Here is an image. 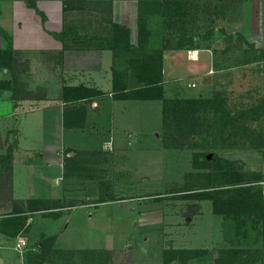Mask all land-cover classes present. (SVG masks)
<instances>
[{
  "label": "crops",
  "instance_id": "0c3cea01",
  "mask_svg": "<svg viewBox=\"0 0 264 264\" xmlns=\"http://www.w3.org/2000/svg\"><path fill=\"white\" fill-rule=\"evenodd\" d=\"M144 1L146 12H150L144 16L148 30L147 47L163 51V95L172 98L168 97L174 87L170 83L186 78L202 79L210 73L215 57L213 45L176 48L169 44V39L163 40L164 19L172 15L166 4L175 0H0V52H10L6 64L0 61V156L9 145H13L10 199H0V210L4 212L0 214V222L8 219L12 224L10 229L0 231V264H30L29 253L34 250L29 251V247L22 250L34 238L41 236L43 241L50 238L52 248L60 251L88 252L111 248L89 246L88 241L93 244L94 240L92 236L89 239L90 234L85 229L96 213L88 208L91 203L77 200H94L100 205L107 201L99 199L102 189L95 188L92 176H79L77 171L81 168L78 165L86 160L80 164L77 161L75 165L70 161L78 155L76 151H83L89 157H96L89 164L90 170L109 172L111 159L108 151L112 150L113 157H116V150L124 147L121 135L129 138L128 130H135L131 126L137 119L140 103L160 100L116 98L112 90L113 70L116 69L113 51L108 43H101V39L80 35H93L96 30H104L110 38L111 21L126 27L130 43L137 45L140 3ZM258 9L263 12V1L258 2ZM73 13H78L79 17H97L99 23H85V26L79 23L83 27L73 28L72 36L67 38L71 33L65 28L66 21L73 18ZM261 19L262 13L260 15L259 12V32L264 31ZM152 21L158 22L155 32L151 27ZM244 22H237L236 28L232 27L248 42L250 31L246 33ZM155 33L159 34L158 43L152 46ZM166 44L168 46L164 47ZM27 65L35 71H28ZM47 67L54 77L50 81L53 86L39 95L30 92L48 83L47 72L43 70ZM23 85L29 94H25ZM65 86H84L92 93L81 99L64 101L62 90ZM178 91L181 92L179 89L174 92ZM62 202H75L76 207L66 214L60 213L58 208L63 206L57 205ZM194 203L192 205L199 210L202 202L195 200ZM76 208L85 210L86 220L77 218ZM202 212L203 209L192 213L193 217L183 212L179 213L180 216L170 212L165 218L170 232L167 230L159 242L158 251L148 261L151 259L156 260V264H164L165 250H195L198 254L184 262L169 256L166 264H264L263 242L259 247L253 244L247 247L223 246L221 220L210 212L211 218L204 219L202 223L199 218ZM148 218L140 221L146 222ZM157 218L162 219V216ZM13 222L15 228L12 227ZM205 226L207 235L201 230ZM20 236L26 240L21 249L16 246ZM11 239L15 240L13 247L18 254L9 258L4 250ZM229 241L234 240L230 238Z\"/></svg>",
  "mask_w": 264,
  "mask_h": 264
},
{
  "label": "rangeland",
  "instance_id": "374dc122",
  "mask_svg": "<svg viewBox=\"0 0 264 264\" xmlns=\"http://www.w3.org/2000/svg\"><path fill=\"white\" fill-rule=\"evenodd\" d=\"M175 1L185 4L172 5L169 9L172 15L170 17L168 13L170 18L164 19L163 40L169 39L172 47L181 44L188 49L206 45L215 46L214 62L208 75L200 80L186 78L170 83V86L174 87L170 89L172 92L168 97L207 99L217 94L213 107H197L198 111L195 115L198 116V133L191 139L195 145L189 144L178 148L169 146V131L162 123V101L141 102L137 119L131 126L135 130L131 128L128 130L129 138L120 134L122 137L120 141L124 142V147L116 150V157H113L112 150L108 151L111 159L109 172H100V170L93 172L89 164L96 157L92 158L83 151H76L79 164L86 160L78 165V168H81L77 171L79 176H92L95 188L102 189L101 196L99 194L101 198H98L107 201L100 205L101 203H96L94 200H77L81 203H91L88 208L96 213L85 229L90 234L89 239L92 236L94 240L93 244L91 240L88 241L89 246L103 245L111 248L88 252L60 251L52 248L50 238L43 241L41 236L34 238V241L28 243L22 250L27 247L29 251L34 250L29 253L30 264H156V260L148 261V259L158 251L159 242L168 230L165 218L170 212L192 215L203 209L199 216L202 223L204 219L211 218L210 212L214 213V216L221 220L223 246L247 247L253 244L259 247V244L264 242L259 216L228 211L227 205H220L221 212L216 213L211 200L195 199L184 187L186 183L191 186L194 182L196 185L191 188L204 187L207 188L206 190L215 189L218 192L224 190L227 193L235 186L223 183L220 177L213 175L211 168L194 167L193 154L200 152L206 154L207 159L217 156L229 160L234 169L246 172V181L256 189H260L264 199V113L262 112L264 110V31L259 32L257 22L260 12L263 20L261 23L264 26V10L262 12L258 9V2L264 0ZM72 16V19L66 21L65 28L71 33L67 38L72 36L73 28H78L79 23H84L85 26L87 25L85 23L98 22L97 17H79L78 13H73ZM241 21H245L246 33L250 31L248 42L241 33L233 30V27L236 28V23ZM83 26L79 25V27ZM151 27L154 32L157 31L158 22L152 21ZM145 30L148 36L146 23ZM103 31L96 30L93 35L80 36L88 35L101 39V43L106 45L109 38ZM158 38L159 34L155 33L152 37V46L158 43ZM147 42L148 39L140 47L148 51H157L148 49ZM132 46L135 48L134 52L124 48L118 50L115 57V68L127 72L126 78L122 81L131 83L136 82L138 77L134 75V70L128 69V66L132 64L131 58L137 57L138 55L134 54L140 50L137 45L132 44ZM29 67L27 65L28 71H35ZM43 70L47 72L48 83L30 91H34L37 95L53 86L50 81L54 77L49 74L50 70L48 67ZM27 79L29 80L30 77ZM23 88L25 94L30 93L26 91V86L23 85ZM175 89H179L182 93L174 92ZM216 105L219 108H216ZM251 108L254 110H250ZM256 112L258 117H254ZM118 168H120L119 172ZM200 173L209 174L210 180L206 182V176H200L199 181L197 174ZM196 181L200 182L199 186ZM205 183L207 185L202 186ZM105 192L109 194H104ZM228 195L221 194L224 200H228ZM195 200L202 202L199 210L192 205L195 204ZM189 202L192 203L189 205ZM74 203L62 202L57 205L63 206L58 208L59 212L66 214L74 210L76 207ZM75 210L77 218L86 220L87 213L84 209ZM0 214H4L3 210H0ZM154 215L162 216V219L151 217ZM144 217L149 218L146 222L140 221ZM201 230L207 235L206 226ZM145 237L148 238L146 241ZM230 238L234 241L230 242ZM14 241L9 240L4 250L9 258L18 254V250L13 247Z\"/></svg>",
  "mask_w": 264,
  "mask_h": 264
},
{
  "label": "trees",
  "instance_id": "16d2710c",
  "mask_svg": "<svg viewBox=\"0 0 264 264\" xmlns=\"http://www.w3.org/2000/svg\"><path fill=\"white\" fill-rule=\"evenodd\" d=\"M163 2H160L162 5ZM145 1L140 3V14L138 17V42L137 46L140 49L136 54L137 57L131 58L132 64L128 66V69L134 70V75L138 77L136 82H124L122 81L126 78V70L119 71L117 69L113 70V85L112 90L114 96L119 99H158L162 101V123L163 127L169 131V146L178 148L185 145H195L191 141L192 137L198 133V116L197 107H213L217 99V94L213 98H165L163 95V85H162V50L148 51L145 48H141L147 41V32L145 30V15L150 12H146ZM172 5H184V2H171L168 9H171ZM150 11V10H148ZM163 14H165L163 10ZM167 15V14H165ZM110 23L109 28V41L108 46L113 51L114 57H116V52L118 50L126 49L128 51H135V48L130 44L128 29L124 26H119L115 23ZM166 44L164 47H167ZM182 45H178L176 48H180ZM142 50V51H141ZM10 52L8 50L0 52V61L6 64ZM4 65V64H3ZM92 91L84 86H65L62 90V98L66 99L64 101H72L84 98L90 95ZM70 98V99H67ZM264 107V106H263ZM216 108L219 106L216 105ZM250 110H254L251 108ZM264 113V110L262 111ZM263 115V114H262ZM254 117H258V112H256ZM13 145H9L6 152L0 156V185L2 186L0 190V199L8 201L10 199V170H11V153ZM206 154L196 152L193 154L195 160L194 167L196 168H211L213 169V175L220 177L223 183L235 185L228 192L222 190L220 192L215 189L206 190L207 188H191L196 184L192 182V185L186 183L184 185L186 191L191 194V197L195 199H208L212 201L214 212H221L219 210L220 205H227L228 211L237 213H247L255 214L261 218L262 223V238L264 241V199L261 195V190L256 189L254 185L249 184L246 181L247 173L236 170L233 168L231 161L224 158L214 156L213 159H207ZM70 161V160H69ZM78 155L71 159L72 164H77ZM253 176L255 174H252ZM258 175V174H257ZM206 176V182L210 180L209 174H197V178ZM201 178V177H200ZM200 181V180H199ZM197 186L200 182H197ZM3 184V185H2ZM207 184H202L206 186ZM228 195V200H224L221 196ZM14 203V202H12ZM23 222L17 224V228ZM11 222L8 219H4L0 222V231L4 229H10ZM10 225V226H9ZM12 227H16L13 222ZM13 228V229H14ZM12 230V229H11ZM7 230V232H11ZM6 231V230H4ZM12 235L15 233L11 232ZM264 243V242H263ZM203 251H201L202 253ZM198 252L195 250H165L163 252V262L167 263L169 256H175L179 258L181 262L186 259L197 255Z\"/></svg>",
  "mask_w": 264,
  "mask_h": 264
},
{
  "label": "built area",
  "instance_id": "2783aa9c",
  "mask_svg": "<svg viewBox=\"0 0 264 264\" xmlns=\"http://www.w3.org/2000/svg\"><path fill=\"white\" fill-rule=\"evenodd\" d=\"M25 245H26V240L22 236L18 237V242H17L16 246L19 249H21L20 247H24Z\"/></svg>",
  "mask_w": 264,
  "mask_h": 264
}]
</instances>
